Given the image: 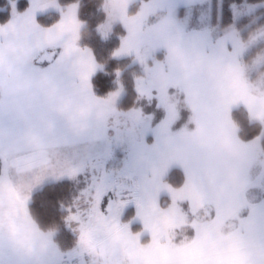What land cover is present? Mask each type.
Listing matches in <instances>:
<instances>
[{
  "label": "snow or ice",
  "instance_id": "1",
  "mask_svg": "<svg viewBox=\"0 0 264 264\" xmlns=\"http://www.w3.org/2000/svg\"><path fill=\"white\" fill-rule=\"evenodd\" d=\"M11 2L0 24V264H264V203L247 196L264 189V23L254 16L247 35L238 27L264 0L233 3L229 24L216 0V24L205 27H191L179 8L207 5L211 21L212 0H105L97 31L107 39L116 24L126 30L112 56L142 66L138 101L165 112L154 128L143 108L117 107L122 84L96 95L92 77L103 65L80 46L79 0H29L23 12ZM49 10L60 19L43 26L37 14ZM241 106L260 128L248 140L233 117ZM182 109L188 122L173 131ZM114 145L128 146L118 173L106 167ZM174 167L179 185L166 179ZM80 176L86 186L61 205L76 237L65 251L58 228L42 227L30 202L45 182Z\"/></svg>",
  "mask_w": 264,
  "mask_h": 264
},
{
  "label": "trees",
  "instance_id": "2",
  "mask_svg": "<svg viewBox=\"0 0 264 264\" xmlns=\"http://www.w3.org/2000/svg\"><path fill=\"white\" fill-rule=\"evenodd\" d=\"M236 1L242 2L243 0H225L224 24L232 22L230 6ZM73 2L75 0H60L62 5ZM247 2L258 3V0H247ZM15 3L19 12H23L29 7V0H15ZM79 3V17L86 24L81 33L80 46L90 48L97 63L103 65V68L92 79L94 91L100 97H105L109 93L116 91L118 88L116 72L120 70L119 79L124 82L126 94L119 104V109L128 111L137 105L138 93L135 87V79L143 73L137 64H133L132 58L118 59L112 56V53L120 47L121 36L126 35V30L122 25L117 24L114 26L112 34L105 39L97 31V26L106 19L104 12L100 10L102 0H79ZM11 12V0H0V24L6 23L11 19ZM59 19V13L54 11L40 15L38 22L43 26H50ZM233 117L241 126V137L243 139H251L259 133V126L249 124L246 112L242 106L233 110ZM183 179L184 175L180 168H172L167 176V180L176 185L182 183ZM76 195L78 193L75 183L71 180H61L49 183L41 190L35 192L30 203V209L42 227L58 228L56 242L65 251L74 246L76 237L64 225L63 216L65 213L61 211V205L71 203ZM132 209H130V212Z\"/></svg>",
  "mask_w": 264,
  "mask_h": 264
},
{
  "label": "rangeland",
  "instance_id": "3",
  "mask_svg": "<svg viewBox=\"0 0 264 264\" xmlns=\"http://www.w3.org/2000/svg\"><path fill=\"white\" fill-rule=\"evenodd\" d=\"M233 3H236L237 5H239L243 9V8L246 7L247 4H256L257 2H247V0H243L242 2L236 1V2H233ZM135 10H136L135 6H133L130 9L131 12H135ZM224 10H225V0H223V19L225 17L224 16ZM207 13H208V6L207 5H203V6L196 5V6H190V7H187V8L182 6V7L179 8L180 17L188 20L191 27H205V26H208L210 23L211 24H216V0H212V20L211 21L208 20ZM254 16H261V22L264 23V7L259 8L256 12H254L253 16H246V17L242 18L238 22V27H240L242 29H245V32H244L245 35H247V31L250 30V29H246L245 26L249 24V21ZM260 47L261 46H257L256 48H254L252 50V52L249 54V58H251V56L255 55V53L260 50ZM159 54H161V55H159ZM157 56H158V58L162 59L163 58V52L157 53ZM122 58L123 59L124 58H132L133 64H137L140 67V69L142 70L143 74L141 76L144 75L142 66L138 62H135L134 57L128 56V57H121V58H118V59H122ZM119 81H120V83H118V88L120 87V84H122L123 88H124V91L121 93V96L119 97V99L117 101V107L118 108H119V104H120L121 100L124 98V96L126 94L123 80L119 79ZM118 88H117V90H118ZM135 107H141V108H143L145 114L153 115V117H154L153 121H152V127L153 128L157 124H159V122L165 116V112L163 111V109H159V108L156 107V101H153L151 104H148L146 100H140V101L137 102V105ZM122 111H125V110H122ZM184 114H185V116H184ZM189 116H190V112L187 109H182L181 118L173 126V131H178L181 127H183L184 124H186L188 122ZM190 127H191V125H190ZM145 140H146V142L148 144H152L154 142V140H155L154 134L151 131H149L147 133L146 137H145ZM112 152H113L112 157L107 160L106 167L111 162V165H110V167H107V170L109 172L118 173L119 171H121L124 168L125 163L127 161V158H128V146L127 145H119V146L114 145L113 149H112ZM166 179H167V177H166ZM61 180H71V181H73L75 183V186H76V189H77V193H79V191L86 186V182H85V179H84L83 176H80L77 180H72V179H69V178H63ZM249 195H250L251 198H255L256 197V193L255 192H249ZM166 201H168L167 195L166 194L162 195L161 196L162 204L165 203ZM31 202H32V199H31ZM130 209H132L131 212H130ZM135 214H136L135 205L134 204L129 205L124 210V214H123L122 219L125 222H127L128 220L132 219L135 216ZM132 227H133L134 231H137V230H140L141 225L137 222V223H134L132 225ZM55 240H56V237H55Z\"/></svg>",
  "mask_w": 264,
  "mask_h": 264
},
{
  "label": "crops",
  "instance_id": "4",
  "mask_svg": "<svg viewBox=\"0 0 264 264\" xmlns=\"http://www.w3.org/2000/svg\"><path fill=\"white\" fill-rule=\"evenodd\" d=\"M50 12H54V10H49V11H46V12H42V13H38L37 14V20H38V17L40 15H43V14H46V13H50ZM82 47V46H81ZM100 69L97 70V72L94 74V76L99 72ZM93 76V77H94ZM92 77V79H93ZM100 151H103V149L101 148ZM113 161V160H112ZM111 163V162H110ZM107 167H110V164L107 165ZM174 168H178V167H174ZM58 181H61V180H58ZM57 180H50V181H47L45 182L42 186L36 188L33 193H32V196L35 192L41 190L45 185L49 184V183H52V182H58ZM249 192H255L256 193V197L255 198H251L250 195H249ZM247 196H248V199L254 203V204H261V203H264V189H261V188H258V187H254V188H251L248 193H247Z\"/></svg>",
  "mask_w": 264,
  "mask_h": 264
},
{
  "label": "clouds",
  "instance_id": "5",
  "mask_svg": "<svg viewBox=\"0 0 264 264\" xmlns=\"http://www.w3.org/2000/svg\"><path fill=\"white\" fill-rule=\"evenodd\" d=\"M104 3H105V0H102V3L100 5V10H102L105 14V17H107L108 14L105 13L104 11ZM130 3H131V0H119L120 7H128Z\"/></svg>",
  "mask_w": 264,
  "mask_h": 264
},
{
  "label": "built area",
  "instance_id": "6",
  "mask_svg": "<svg viewBox=\"0 0 264 264\" xmlns=\"http://www.w3.org/2000/svg\"><path fill=\"white\" fill-rule=\"evenodd\" d=\"M65 264H67V262H65Z\"/></svg>",
  "mask_w": 264,
  "mask_h": 264
}]
</instances>
